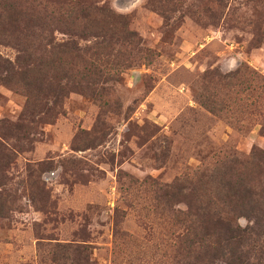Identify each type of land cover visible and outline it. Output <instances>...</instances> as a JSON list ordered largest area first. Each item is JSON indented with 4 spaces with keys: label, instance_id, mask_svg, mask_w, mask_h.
I'll use <instances>...</instances> for the list:
<instances>
[{
    "label": "rangeland",
    "instance_id": "obj_1",
    "mask_svg": "<svg viewBox=\"0 0 264 264\" xmlns=\"http://www.w3.org/2000/svg\"><path fill=\"white\" fill-rule=\"evenodd\" d=\"M83 1L132 38L40 49L15 83L0 43V264H209L189 242L197 201L216 200L221 163L264 150V0Z\"/></svg>",
    "mask_w": 264,
    "mask_h": 264
},
{
    "label": "trees",
    "instance_id": "obj_2",
    "mask_svg": "<svg viewBox=\"0 0 264 264\" xmlns=\"http://www.w3.org/2000/svg\"><path fill=\"white\" fill-rule=\"evenodd\" d=\"M1 9L0 43H7L17 51L14 61L4 60L8 72L4 79L8 83L15 81L14 64L18 61L19 65L21 57H26L23 62L28 70L35 68L34 54L40 49L48 50L52 56L57 53L62 56L81 50L76 39L93 37L97 48L102 49L109 47L113 39L128 41L134 35L133 31L124 29L122 15L104 5H92L83 0L72 1L71 5L50 13L23 5L21 0H8ZM117 25L122 29L117 30ZM55 31L67 38L57 41ZM106 37L109 41L103 45ZM46 66L52 67L53 61H46ZM20 80L31 82L26 77ZM1 146L0 142V159L4 155ZM212 183L211 189L217 198L206 204L197 201L199 223L189 241L207 244L198 252L199 260L204 258L209 264H214L213 260L223 264H255L250 258L264 261V150L252 149L244 159L234 156L221 163ZM202 188L200 182L199 189ZM206 206H212L214 211L205 213ZM239 217L247 218L248 224L240 226Z\"/></svg>",
    "mask_w": 264,
    "mask_h": 264
}]
</instances>
